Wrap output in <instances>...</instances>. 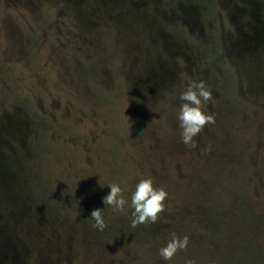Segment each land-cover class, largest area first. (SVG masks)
Wrapping results in <instances>:
<instances>
[{"label": "rangeland", "instance_id": "rangeland-1", "mask_svg": "<svg viewBox=\"0 0 264 264\" xmlns=\"http://www.w3.org/2000/svg\"><path fill=\"white\" fill-rule=\"evenodd\" d=\"M193 80L214 122L190 148ZM146 177L169 195L132 228L102 198ZM222 218L264 247V0H0V264H185L158 249Z\"/></svg>", "mask_w": 264, "mask_h": 264}, {"label": "clouds", "instance_id": "clouds-1", "mask_svg": "<svg viewBox=\"0 0 264 264\" xmlns=\"http://www.w3.org/2000/svg\"><path fill=\"white\" fill-rule=\"evenodd\" d=\"M213 99L212 91L206 86L204 81H191L185 90L179 94L181 101L177 120L181 130L182 143L190 148H195L194 138L199 134L203 127L214 122V115L208 114L202 110V102H208ZM209 148L201 151H209ZM109 192L102 198L105 206H111L113 211L118 213L126 212L130 208L132 219L130 225L135 228L137 225L146 222H156L158 213L164 207V201L169 193L163 187H155L153 179L146 177L140 179L131 192L130 201L122 194L123 189L119 183L112 182L107 185ZM105 208H94L88 217L92 221V227L103 231L106 227V221L103 215ZM189 245L187 235L178 236L175 232L171 233V238L166 244L158 249L162 260L168 261L180 250H185ZM185 264H196L194 259H186Z\"/></svg>", "mask_w": 264, "mask_h": 264}, {"label": "trees", "instance_id": "trees-1", "mask_svg": "<svg viewBox=\"0 0 264 264\" xmlns=\"http://www.w3.org/2000/svg\"><path fill=\"white\" fill-rule=\"evenodd\" d=\"M230 166L232 171L233 166L228 164V167ZM245 191H247L246 186L238 182V193L244 195ZM222 219L224 221H215L214 227L208 226V228H206L200 235L197 234L196 239L198 241L195 242L194 239H190L192 244L188 245L190 249L187 253L189 254L187 258L194 259L196 264H206L208 260L211 261V264H221L225 258H227V263L230 264H264V247L258 245L259 243L257 242V238H254L251 243H248L247 250L241 254V249L237 246L238 244L236 240V238L242 234L239 233V227L236 225L234 227L230 226L227 222H225L224 218ZM245 221L251 222V226H257L259 229V221L257 222L251 214L250 216H246ZM242 239L245 242L248 241L246 235ZM207 240H209L208 244H213L214 247H205L204 245ZM244 245L245 243H242L241 241L240 246H243V249ZM254 246H257L259 250ZM201 250H204L205 253L203 254ZM138 253V251L135 252L137 257ZM197 255L200 257L198 259L199 263L196 261ZM149 259H151V257Z\"/></svg>", "mask_w": 264, "mask_h": 264}]
</instances>
